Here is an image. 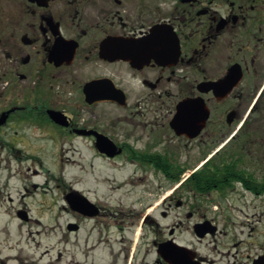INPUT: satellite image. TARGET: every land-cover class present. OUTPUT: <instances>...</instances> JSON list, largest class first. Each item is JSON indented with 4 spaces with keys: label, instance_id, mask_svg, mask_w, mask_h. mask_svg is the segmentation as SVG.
I'll return each instance as SVG.
<instances>
[{
    "label": "flooded vegetation",
    "instance_id": "1",
    "mask_svg": "<svg viewBox=\"0 0 264 264\" xmlns=\"http://www.w3.org/2000/svg\"><path fill=\"white\" fill-rule=\"evenodd\" d=\"M156 26L178 37V56L175 43L139 65L105 53ZM198 95L211 110L203 132L215 112L223 136L248 131L221 146L214 173L198 170L208 150L197 163L177 155V138L193 141L173 128L177 106ZM42 141L77 155L72 181L54 177L58 240L34 253L9 224L0 264H264L253 224L264 211V0H0V210L21 224L42 223L29 199L50 189L26 182L43 171L32 165Z\"/></svg>",
    "mask_w": 264,
    "mask_h": 264
},
{
    "label": "rangeland",
    "instance_id": "2",
    "mask_svg": "<svg viewBox=\"0 0 264 264\" xmlns=\"http://www.w3.org/2000/svg\"><path fill=\"white\" fill-rule=\"evenodd\" d=\"M245 115H243L242 119L245 117ZM212 117L213 123L206 128L201 136H199L197 139H193L191 143L188 142V147L184 146L187 142L185 141L186 139L177 138V155L181 157V160L188 159L194 163H197V160L200 159L199 157L202 155V153L207 150L209 151L210 148H208V144H206L208 141H221L225 139L223 133L215 129V126H217V120L223 118V116H220L215 112L213 113ZM225 130L226 128L224 127V130L222 131ZM246 132L248 133V131ZM245 135L246 133H244V136ZM242 138L243 136L239 137L238 139ZM234 140H236V138ZM35 144L37 146L33 145L32 152L36 157L40 158V160L35 159L36 163L33 164L27 161L26 164H32L37 168H41L39 161H42L43 171L38 176L30 173V177L28 176L26 182L27 184L38 182L44 187L50 189L48 191V195L33 196L29 199V203L32 206L33 216L35 218H39L42 223L33 222L32 225L21 224L20 221L17 218H14L11 213L0 210V239H8V234L5 232L4 227L10 224V239H26V243L30 245L32 244L34 253L41 254L46 248L55 247V244L58 240L56 239V230H59V228L56 227L54 231L52 230V226L57 225L58 220L56 210L57 208H54L55 204H57V193L55 190L57 183L56 178L64 175L68 179V181L73 180L74 177H72V175L74 174L76 167V163L74 162V160L77 155L74 153V148L68 143L61 145L42 141ZM218 144H216V146ZM219 146L220 144L215 147L213 151L216 150V148H218ZM256 150L258 151L257 155L260 154L264 156V147H256ZM96 164L99 165L98 162H96ZM254 171L259 174L261 172H264V163H257L256 169ZM22 181L23 179L19 178V176L12 179V195L14 197H19L20 189L24 187ZM29 187L32 188L31 184ZM46 204H51L52 206L49 208L42 206ZM256 211L258 213L257 217L260 218V216L262 215V218H257L256 222L254 221L255 223L253 224L257 227V236H259L258 238L264 239V211L261 208H258ZM45 229L51 231L48 233L49 235L43 232V230ZM38 243H40V246L37 245ZM35 248H37V250H35Z\"/></svg>",
    "mask_w": 264,
    "mask_h": 264
},
{
    "label": "water",
    "instance_id": "3",
    "mask_svg": "<svg viewBox=\"0 0 264 264\" xmlns=\"http://www.w3.org/2000/svg\"><path fill=\"white\" fill-rule=\"evenodd\" d=\"M174 43L178 49L179 54V39L172 32L166 33L156 26L151 29V32L144 38L135 40H108L107 44H112V48L104 49L105 53L112 57L125 58L135 65L148 62L151 58L164 59L165 51L173 49ZM167 55V54H166ZM224 81L223 83H226ZM209 84V89L214 88L217 93H220L222 84ZM227 85H230L226 83ZM207 85V84H206ZM201 90H204L202 83L199 85ZM210 116V110L206 105L203 97L186 98L182 100L177 106V113L172 121L173 127L178 134H187L193 138L198 136L202 129L206 126L207 120ZM107 150L110 145L104 143ZM109 152V151H107Z\"/></svg>",
    "mask_w": 264,
    "mask_h": 264
},
{
    "label": "trees",
    "instance_id": "4",
    "mask_svg": "<svg viewBox=\"0 0 264 264\" xmlns=\"http://www.w3.org/2000/svg\"><path fill=\"white\" fill-rule=\"evenodd\" d=\"M230 155L232 156L233 154L230 153ZM221 169H220V163H219L218 156L216 155L213 158H211L199 171L207 172V173H214V172L220 171ZM208 180H215V178L214 176H211V177H208Z\"/></svg>",
    "mask_w": 264,
    "mask_h": 264
}]
</instances>
